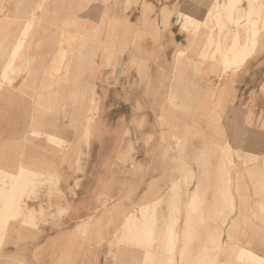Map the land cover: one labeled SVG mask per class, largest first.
<instances>
[{
  "label": "rangeland",
  "instance_id": "rangeland-1",
  "mask_svg": "<svg viewBox=\"0 0 264 264\" xmlns=\"http://www.w3.org/2000/svg\"><path fill=\"white\" fill-rule=\"evenodd\" d=\"M149 1L0 0V16L11 15L0 20V80L4 82L0 89V168L17 172V159L21 157L30 170V182L23 177L29 184L23 179L15 184H21L19 189L7 188L4 192L18 205L13 199L9 200L13 202L8 207L10 212L0 209V214L6 210V215L9 213L8 225L1 226L2 231L6 229L4 236L0 234V248L14 250L1 256V261L81 264L99 258L104 264L110 250L108 237L123 222L126 236L129 231L135 233L120 242L121 246L112 243V260L116 261V254L125 247V264H143V241L136 233L143 219L134 224L131 221L135 218H125V211L118 207L112 210L116 212L111 220L106 216L97 221L96 217L81 227L75 224L90 214L102 215L115 203L129 206L139 202L153 178H157L158 186L147 220L143 218L144 222L153 219V230L160 232L153 233L155 245L160 246L166 260L172 256L168 252L172 244L164 231L169 228L165 233L169 232L178 216L189 221L185 227L191 256L208 245V232L225 219L237 222L230 242L240 244L252 239L255 252L264 255V62L257 79H263L261 88L260 83L247 88V77L234 85L230 78L222 101H215L214 90L224 80L219 76L221 66L216 64L218 45L209 38L198 42L195 36L196 43L188 49L190 59L172 55L176 71L172 79L187 77L180 67L189 68L188 76L198 80L203 73L211 72L218 78L212 88L194 90L199 96L193 92L185 105L181 95L175 94L177 102L169 90L174 89L167 61L172 46L163 41L176 15L164 19L161 11L165 5L175 11L179 0L163 7V0ZM40 3L42 8L36 11L38 17L26 45L5 79L1 69L10 48L23 36L25 23ZM126 21L138 23L134 25L137 29L125 25ZM263 53L264 37L251 64L259 58L264 60ZM163 60L166 67L158 64ZM50 71L58 77L63 73L57 72L67 71L71 78L78 79L71 81L77 85L65 86L62 93L42 100ZM235 75L232 77L237 79L239 74ZM85 82H91L94 88L91 90ZM69 89L89 94L74 100L71 106ZM45 91L55 93L53 86ZM187 105L200 118L203 134H198L194 126L191 130L177 127L179 111L189 109ZM168 114L177 117V124L163 118ZM184 119L194 121L192 116ZM45 130L60 141L49 139L42 133ZM32 168L38 173L34 175L36 180L30 175ZM22 183L29 188H23ZM32 205L37 206L35 211ZM26 217L34 220L26 223ZM2 219L6 217H0V221H6ZM135 226L139 227L137 231ZM27 244L31 247L23 249ZM40 246L43 249L38 253ZM230 253L221 259L226 264H241L237 250ZM178 254L176 264L184 252Z\"/></svg>",
  "mask_w": 264,
  "mask_h": 264
},
{
  "label": "bare ground",
  "instance_id": "bare-ground-1",
  "mask_svg": "<svg viewBox=\"0 0 264 264\" xmlns=\"http://www.w3.org/2000/svg\"><path fill=\"white\" fill-rule=\"evenodd\" d=\"M225 1H227V2L225 3L224 10L226 12V16L228 17L229 21L233 25L241 26V29L238 30V32H237L238 35L236 36V39H239V35H240L239 33H242L245 36H248L251 33L253 35H256L258 33V31H259V23L261 21L262 10H263V8L261 6V3H260V0H247V5L246 6L243 4V0H225ZM42 4L43 3H40L35 8V11L32 10V16L25 23V26H24V28L22 30L23 31L22 32L23 36H21L20 38H18L16 40V42L14 43V45L10 48L8 57H7L6 61L4 62V65H3L2 69H1V74H3V76H4L5 79H7L9 77V75H10V73L8 71H13L15 65L18 62V59H19V57L21 55V52L24 49V46L26 45V38H27L28 34L30 33V31L32 30V28H33V26L35 24L36 18L38 17L36 11H37V9L39 10V9L42 8ZM221 4L222 3H220V6H221ZM256 5H259L257 11L255 9V6ZM212 10L213 9H201V8H199V7H197V6H195V5L192 4V9L188 10L187 13H186V17H187V20L189 21V25L190 26L193 25L191 27L193 29H197L198 30L199 27H200L199 25H200L201 22H208V21H210V18L213 17ZM223 15H224V12H223V9L222 8H218L215 11V13H214V16H215L214 19H217L218 22H216L214 24V26H217L219 23H221L220 22V19L223 18ZM8 17H11V16L10 15H7V14L4 17L0 16V20H2L4 18H8ZM241 21H245V22L242 23ZM222 24H224V23H222ZM129 26H134V25L130 24ZM136 26H134V27H136ZM209 40L214 41V34L213 33L210 34ZM239 44L240 43L237 40H236V42H234V45L230 48L229 52L227 53L226 58L228 60L231 59L232 54H233V51L239 46ZM244 44H245V49L247 50L248 49V43L246 42ZM49 73H51L50 74V77L48 79L49 82H48L47 85L44 86V88H43L44 91H42V93L40 95V97L42 98V100L46 96L48 97L49 95L50 96H53V95H57L59 93H62L61 90H63V88L65 86L66 87L69 86L71 88V86L77 85V83L74 84V85L71 84V81H73V82L74 81H77L78 82V79L75 78V76H73V78H71L68 75V72L67 71L66 72H60V73L57 72L58 74H62L63 73V76H61V77L55 76V73L54 72L52 73L50 71ZM3 84H4L3 80H0V89H1V87H2ZM85 84H88L91 87L90 88L91 90L94 88V86L91 85V82L90 83L85 82ZM50 86H53V88L55 90V93L53 91H51L50 93H47V91H45L47 88H50ZM83 88L86 89V87H83ZM94 92H95V90H94ZM67 93L68 94H71L70 98L72 99V101H69L70 103L68 104V105H71V106L72 105L74 106V104H75V101L74 100L81 99L82 95L85 96V95L89 94V92H87L86 90H83V91L74 90L73 91V90H70V89L67 90ZM91 93H92V91H91ZM93 93L91 95L92 96L91 97L92 99H93ZM49 98L53 99L52 97H49ZM39 102H41V101H39ZM177 102H178V100H177ZM65 105H67V103H65ZM178 105H179V103H178ZM74 109H75V107H74ZM212 110H214V109H212ZM186 111H189V110L185 108L184 111H179V112H181V114H186L185 113ZM42 115H44V114L39 115V118H41L40 116H42ZM211 118H214L215 119L214 116H212ZM177 123H176L177 124V127L184 126V125H182V124H184V121L182 119H179V121H177ZM49 128H51L52 131L55 130V127L54 126H50ZM185 128H188L189 130H191V127H189V126H187ZM42 133H44L45 135L49 136V139H53V140L58 139L60 141L59 137L56 136V135H54L52 132H46V130H45ZM19 139H21V137ZM17 160L19 162V167H18L17 172H9L8 170L6 171V170H3V168H0V179L3 181V183L0 181L2 183V184H0V209H2V210L7 209L13 203V202L9 203V200L12 201L14 199L15 200L14 203H17V205H18V202H16V199L15 198L11 197V199H9V198L5 197L4 192L6 193V191H7L6 189L7 188L9 189V188H13L14 187V189H17V188L19 189L21 187V184H19L20 187H16L15 184L21 183L22 180L24 179L23 177H25V176H27L29 174V173L27 174V171L30 172V170L27 168V166L24 165V160L21 157H19ZM31 174H33V176L35 175L36 177L38 175V173L36 172V169H34V168L31 169L30 175ZM28 176H27L26 179L29 178V182H30V177H28ZM35 176L33 177L34 180H36L35 179ZM24 181H26L27 184H29L27 180L24 179ZM22 184H23L22 185L23 188H24L25 185H26L25 187H27V184H25V183H22ZM157 186H158L157 179L156 178L151 179L148 182V184H147L146 194L140 199L139 202L133 203L132 205H129V206L128 205H123L122 203H115L114 205H112L111 207H109L108 212H106L105 215L106 216H109V218L111 220V217L113 216V213L116 212V211H112V210L113 209H116L118 207H121V208H123V210L126 213L125 218H132V217L135 218V221H131V222L137 223L136 221L143 219L142 222L139 221V222H141L140 225L139 224L138 225L136 224L137 226L140 227V228L138 227L139 230H138V228L136 226L135 227L137 229L136 228L134 229L135 231L138 230V232H136V233H139V237L143 241V244H142V246L144 247V252H143L144 253V260H143V262L145 261L143 264H176V258H175L176 250L179 253V255H181L184 252V255L181 256V260L179 261L178 264H194V263H196V264H216L217 263V260L219 258V255H218L216 249H218L219 247H222L223 246V244H224V238H223V236H224L225 233L221 232L219 234V233H210V232H208V235H207V238H206L208 245L205 246V247H203V249L200 250V251H197L196 250V252L194 254H192V256H191V251L188 248V242H187V237H188L187 233H188V230L185 227V225H187L189 223V221H188V219H186V220H180V217L179 216L175 219L174 224H173V227H171V229L169 230V232H166L165 233V231L168 230L169 228L168 229H165V231H164V234L165 235L167 234V236H168L169 245L172 244L171 246H169V249L170 250L168 249V252H171L172 253V256L168 255L169 258H170V260H166L165 259L166 256L165 257L162 256L161 251H159L160 246H156L155 245L156 236L154 235V237H153V233L155 232V230H153V228L156 225L153 222L150 223L151 220H153V219L149 220L150 222H147V221L144 222V218H143V217L146 216V213L148 212V210L151 209L150 206L152 205V202L154 200V195L156 193ZM27 188H29V186ZM14 189H12V190L14 191ZM14 192H16V191H14ZM14 192H13V196H14V194L16 195V193H14ZM19 192H21V191L19 190ZM19 192H18V194H19ZM11 193H12V191H11ZM22 193H23V191H22ZM7 196H9V195L7 194ZM18 198H19V196H18ZM193 198H195V197H192V199ZM19 202H20V200H19ZM32 206L34 207L33 208L34 209L33 211H35L37 209V206L36 205H32ZM154 206H155V204H154ZM11 207H14V206H11ZM18 207L21 209V206H18ZM40 208H41V213H42L43 212L42 211L43 208L42 207H40ZM154 208H156V207H154ZM15 209H16V207H15ZM152 210H153V208H152ZM7 211L8 210H6V213H7ZM9 212H10V209H9ZM6 213L0 214V217H3V218L6 217V219H2V220H6V221H0V234H2V236H4L3 235V233H4L3 231L6 228L2 231L1 230V226L2 227H4L5 225L7 226L8 223H9V222H7V220H8L7 219L8 218L7 215L9 213L7 215H6ZM23 213L25 214V212H23ZM23 213L21 215H23V217H25V215ZM29 214H30V211H29ZM10 215H12V214H10ZM19 215H20V213H19ZM14 216H16V215H14ZM27 216L29 217V215H27ZM33 216H35V215H33ZM28 217L25 218L26 219V221H25L26 223H27V221H29V219H31V218L28 219ZM145 219H146V217H145ZM33 220L34 219H31V221H33ZM131 222H130V224H131ZM114 223L116 224V222H114ZM226 223H227V219H225L223 221V224L222 225H225ZM166 224L167 223H165V225ZM33 225H35V224H33ZM171 225H172V222H171ZM226 225L228 227V229L226 230L227 237H228V239H232V235H233V233L235 231L234 229H235V227H237L236 226L237 225V222H235L234 220H232L231 222H228ZM124 226H125V224L122 222V223L117 224V226L115 227L114 232H113V235L111 234L112 235V239L108 241L110 250H112V247H113L112 243L113 242H116L117 243V246L116 247H118L120 245V242L124 241L131 234L130 231H129V235L126 236V233L128 231H126V229H125ZM169 226H170V224L168 225V227ZM218 227H220V225ZM218 227L215 230L211 231V232H214V231H217V230L218 231L219 230L220 231L223 230V227H221L220 229H218ZM163 230H162V232H163ZM134 233H132L133 235L131 234L132 237L134 236ZM158 233H160V232H157L156 234H158ZM164 234L162 233V235H164ZM2 240H3V238H2ZM2 240H0V242ZM180 245H182L181 248H178V246H180ZM41 246L36 249L38 253H40V251H42V249H43V248H41ZM214 246H216V248ZM236 246H237V248H236ZM25 248H26V245H25ZM123 248H124L123 250L118 251V253L116 254V256H117L116 257L117 259H115L116 261L112 260V257H113L112 256V253L106 254L107 256H106L105 263L106 264H125L123 262L124 261L123 258H125L124 257V252H126L125 251L126 248L125 247H123ZM251 248H255V243H254V240H252V239H250L249 241H244V242H242L240 244H237V245H231V246L228 245V249L230 251L231 250H237V255H238V258L240 259V263L241 264H264V257H261L260 255H258ZM12 252H13V250L10 249L9 246L1 247L0 248V257L3 256V255H7L8 256ZM230 254L231 253L229 252L228 257L230 256ZM155 258H156V260H155ZM97 260H99V258ZM0 264H18V263H12V262H6V261H1L0 260ZM23 264H29V263L26 262V263H23ZM36 264H38V263H36ZM81 264H90V262H84V261H82Z\"/></svg>",
  "mask_w": 264,
  "mask_h": 264
},
{
  "label": "crops",
  "instance_id": "crops-1",
  "mask_svg": "<svg viewBox=\"0 0 264 264\" xmlns=\"http://www.w3.org/2000/svg\"><path fill=\"white\" fill-rule=\"evenodd\" d=\"M149 1V0H147ZM156 1V0H153ZM151 4L152 2L149 1ZM178 1L176 0H170V1H165L163 0V2L161 3V6L163 7V4H168L170 6H172L174 3H177ZM227 1L225 0H179V3L175 9V11L171 10L167 5H165L162 9V7H160V9H162L161 13L164 19H168L170 18L173 14L176 15L175 21L173 20L172 22V28L171 31H165L163 34V41L168 43L170 46H172V49L170 51V55L168 57V62L170 64V71H171V75H170V81L171 84L173 82L172 87H174V89H169L170 90V94H171V98H175L176 100L179 101V97H177L175 94H180L182 99L181 101L185 104L186 99L190 98V95L192 96L194 90H202L205 91L207 86L211 87L213 86V84L216 83V80L218 78V76L215 73H208L209 75H207V77L204 75V73L202 74V79L198 80L195 76H188L189 74H191L189 72V68L187 67H178L180 70L183 71V73L185 72L187 74V77L185 79H181V80H174L172 79V75L175 71L174 67L172 66L173 62H175L172 58V55L175 58H187L190 59V56L188 54V49L192 44H195V36L198 37L199 41L198 42H202L203 39L209 38L210 34L213 33L214 34V41H216V44L218 45V52H217V56H216V64L218 65V67H220V75L221 77H224V80L219 83L215 90L214 93L216 95V100H220L222 101L223 96L227 90L228 87V80L230 78H233L234 80H231L232 85L235 84V82H237L239 79H243L247 77L246 83L249 84L247 85V88L252 89L254 87H256L259 83H260V88L262 85V81L263 79L257 80L258 79V73H261V69H262V62H264V60H261L259 57L258 60L255 61V63L251 64L252 61H250L252 59V56L254 55V53L256 52V49L258 48V45L260 43V40L264 37L263 34V27H264V22H263V18H264V0H260L261 6L263 8L262 10V17H261V21L259 23V31L256 35H253L252 33L249 34L248 36L243 35L242 33H239V39H236V36L238 35V30L241 29V26H237V25H233L228 17L226 16V12L224 10V6L225 3ZM220 3L221 6H220ZM192 4L201 8V9H213L212 10V15L213 17L210 18V21L208 22H201L200 23V27L199 29H193L191 26L193 25H189V21L187 20L186 17V13L188 10L192 9ZM243 4L246 6L247 5V0H243ZM145 5L147 6V4L145 3ZM212 7V8H211ZM259 5L255 6V9L257 11ZM218 8H222L224 15L223 18L220 19V22L217 26H214V24L216 22H218L217 19H214V13ZM11 16V15H10ZM180 22L179 23H176ZM242 23H244L245 21H241ZM140 23V22H139ZM224 23V24H222ZM263 23V24H262ZM126 25H137L138 23H133L132 21H126L125 23ZM157 24L162 27L163 25L159 22V20L157 21ZM223 25V26H222ZM138 26V25H137ZM190 26V27H189ZM222 26V27H221ZM137 28V27H136ZM181 29L184 33L181 32ZM163 31V30H162ZM227 31V32H225ZM187 39V42H186ZM217 39V40H215ZM236 40L240 43L239 46L233 51L232 57L230 60H228L226 58L227 53L229 52L230 48L234 45V42H236ZM248 43V49H245V44L244 43ZM173 44V45H172ZM174 46V47H173ZM174 48V50H173ZM172 50H173V54H172ZM264 54V53H263ZM172 58V59H171ZM163 63V64H161ZM160 64V67H166V62L163 60ZM197 64H199V62H196ZM195 63V64H196ZM196 64V65H197ZM205 67V65H204ZM203 67V68H204ZM186 70V71H185ZM204 70V69H203ZM208 71V70H205ZM236 72V75H238L237 79L232 77L233 73ZM235 75V77H236ZM171 87V85L169 86ZM232 88V87H231ZM234 88V86H233ZM168 90V91H169ZM196 93V92H194ZM202 93V92H200ZM197 94V93H196ZM199 94V93H198ZM197 94V95H198ZM199 96V95H198ZM185 99V100H184ZM188 102V101H187ZM189 103V102H188ZM190 104V103H189ZM175 105V104H174ZM187 108L189 107L188 105L186 106ZM191 107H189V111H186V114H181L180 113V117L179 119H182L185 124L184 126L187 127H197V131L198 134H203V130L202 128H200L199 123L200 122V118L198 116H194V112L193 110L190 109ZM175 112L178 113V111L176 110ZM212 112V111H211ZM170 114H172V111H169ZM175 113V114H177ZM185 116H189V117H193L194 121H188L186 122V120L184 119ZM197 117V118H196ZM164 119L168 120L170 119L173 123H175L177 121V117H174L173 115H164L163 116ZM198 120V121H197ZM192 129V128H191ZM208 142V141H207ZM206 142V143H207ZM157 179V178H156ZM147 191V186L146 188L143 190L142 193V197L146 194ZM141 197V198H142ZM140 201V200H139ZM136 203V202H135ZM111 207V206H109ZM109 207H107V209L105 210V213L108 212ZM105 213H103L100 216H95V215H88L85 216L81 219V221H79L78 223H76V226H83L85 224H89L92 223L94 220V218L98 219L101 217H106ZM91 217V218H90ZM90 218V219H89ZM231 222V220L227 219V223ZM226 223V224H227ZM221 225L220 227H218V229H220L221 227H223V230H217L214 232H210V233H225L223 238H224V244L222 247H219L217 249V253L219 255V258L217 260L216 264H222V263H226V261H224L223 259H221L222 257L226 256L228 257V254L230 252V250L228 249V245H237L236 243L230 242V239H228L227 234H226V230L228 229L227 225ZM112 239V235L111 237H108V240ZM54 242L55 239L51 240V242ZM43 245V244H42ZM52 245V243H51ZM31 246L30 244L24 245V249H29ZM43 248V247H42ZM10 249H12L10 247ZM110 249V248H109ZM198 249L197 251L202 250ZM252 250H254V248H251ZM13 250V249H12ZM14 251V250H13ZM255 251V250H254ZM37 252V250H36ZM111 253V250L108 251V254ZM177 253H175V258L177 256ZM257 253V252H256ZM258 254V253H257ZM179 255V254H178ZM260 255V254H258ZM261 257H264V255H260ZM178 260V258H176V261ZM29 263V262H28ZM103 262L99 259V260H95V261H90V264H102ZM29 264H33V263H29ZM104 264H106L104 262ZM196 264V263H194ZM228 264V263H227Z\"/></svg>",
  "mask_w": 264,
  "mask_h": 264
}]
</instances>
